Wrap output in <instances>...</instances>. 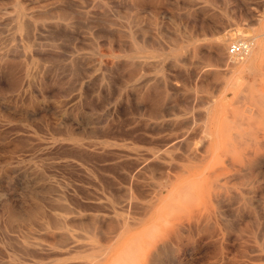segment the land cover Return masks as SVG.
<instances>
[{
  "label": "rangeland",
  "instance_id": "obj_1",
  "mask_svg": "<svg viewBox=\"0 0 264 264\" xmlns=\"http://www.w3.org/2000/svg\"><path fill=\"white\" fill-rule=\"evenodd\" d=\"M263 9L0 0V264H88L102 248L108 264H148L152 243L174 254L167 264H264ZM241 39L254 56L235 64Z\"/></svg>",
  "mask_w": 264,
  "mask_h": 264
},
{
  "label": "bare ground",
  "instance_id": "obj_2",
  "mask_svg": "<svg viewBox=\"0 0 264 264\" xmlns=\"http://www.w3.org/2000/svg\"><path fill=\"white\" fill-rule=\"evenodd\" d=\"M220 3V2H219ZM72 4H70V6H71ZM102 5V4H101ZM55 9V8H54ZM59 9V8H58ZM61 10H62V7H61ZM64 10V9H63ZM264 10V9H263ZM65 11H67L68 12V10L66 9ZM96 12V11H95ZM71 13V12H70ZM76 14V13H75ZM69 15V14H68ZM104 15V14H103ZM109 15V14H108ZM79 16V15H78ZM110 16V15H109ZM123 16V15H122ZM60 17H61V20H65L66 18H65V16H62V15H60ZM135 17V16H134ZM123 18V17H122ZM137 18V17H136ZM210 22V21H209ZM28 23H29V20H28ZM28 23H27V20H26V24L28 25ZM58 23H61V22H58ZM63 23H65V22H63ZM30 24V23H29ZM82 24V23H81ZM32 25V24H31ZM64 25V24H63ZM106 25H108V24H106ZM29 26V25H28ZM33 26V25H32ZM30 27V26H29ZM61 27H62V25H61ZM75 27V26H74ZM63 28V27H62ZM61 28V29H62ZM144 28V27H143ZM29 29H31L32 30V27H30ZM64 29V28H63ZM105 29V28H104ZM41 30V29H40ZM25 31V30H24ZM43 31H45V30H43ZM102 32V31H101ZM121 32V31H120ZM124 32V31H123ZM63 33V32H62ZM64 33H65V31H64ZM105 33V32H104ZM28 34V33H27ZM96 34V33H95ZM29 35V34H28ZM27 36V35H26ZM123 36V35H122ZM125 36V35H124ZM189 36V35H188ZM120 37V36H119ZM29 38V37H28ZM31 39V38H30ZM52 39V38H51ZM66 40V39H65ZM71 40V39H70ZM17 41V40H16ZM256 41V40H255ZM66 42V41H65ZM125 43H127V42H125ZM250 44L252 45V43L250 42ZM90 46V45H89ZM174 46V45H173ZM173 46H172V48H173ZM220 46H221V44H220ZM257 46H258V44H257ZM165 49V48H164ZM250 49H251V47H250ZM250 49H249V51H248V53L245 55V56H243L242 58H238V57H231L229 54H228V56L230 57V59L232 60V61H234V63L235 64H237V63H239V62H248V61H250L251 59H252V57L254 56V51L250 54ZM72 51H74V50H72ZM223 54H221L220 55V57L222 56ZM56 56V55H55ZM4 57V56H3ZM68 57V56H67ZM80 57V56H79ZM78 58V57H77ZM218 58V57H217ZM17 59V58H16ZM75 59V58H74ZM80 59V58H79ZM79 59H77L78 61H79ZM97 59H98V56H97ZM227 59V57L225 58V60ZM49 60V59H48ZM66 60V59H65ZM218 60H219V58H218ZM228 60V59H227ZM73 61V60H72ZM80 61H82V60H80ZM79 61V62H80ZM139 62V61H138ZM219 62H220V60H219ZM218 62V63H219ZM226 62V61H225ZM230 63H231V61H230ZM14 64V63H13ZM77 64V63H76ZM95 64H97V63H95ZM117 64V63H116ZM138 64V63H137ZM222 64V63H221ZM220 64V65H221ZM226 64V63H225ZM56 65V64H55ZM81 65V64H80ZM115 65V64H114ZM16 66V65H15ZM52 66V65H51ZM74 66V65H73ZM98 66V65H97ZM96 66V67H97ZM119 66V65H118ZM135 66V65H134ZM139 66V65H138ZM66 67V66H65ZM78 68V67H77ZM77 68H75V69H77ZM85 68V67H84ZM106 68V67H105ZM104 68V69H105ZM140 68V67H139ZM119 69H121V68H119ZM134 69H136L135 67L134 68H132L131 70H134ZM86 70V69H85ZM106 70V69H105ZM140 70V69H139ZM138 70V71H139ZM145 70V69H144ZM147 70V69H146ZM221 70H222V68H221ZM107 71V70H106ZM135 71V70H134ZM134 71H132L133 73H134ZM67 72V71H66ZM115 72V71H114ZM137 71H135V73H136ZM177 72V71H176ZM233 72H234V70H233ZM85 73V72H84ZM222 73H223V70H222ZM85 77V76H84ZM134 77V76H133ZM125 78H126V76H125ZM175 78V77H174ZM225 79V78H224ZM201 81V80H200ZM227 81V80H226ZM145 82V81H144ZM140 84H142V83H140ZM113 87V86H112ZM172 87V86H171ZM160 88V87H159ZM228 89H230V87L228 88ZM114 90V89H113ZM175 91H176V88H175ZM228 91V90H227ZM231 91H232V89H231ZM162 92V91H161ZM236 93H237V91H236ZM235 93V94H236ZM74 96V95H73ZM76 98V96L74 97V99ZM74 99H72V100H74ZM195 99V98H194ZM71 100V101H72ZM69 102V101H68ZM177 104V103H176ZM143 107V106H142ZM140 108V107H139ZM161 109V108H160ZM166 110V109H165ZM20 115V114H19ZM52 128V127H51ZM111 130V129H110ZM103 132V131H102ZM99 133V132H98ZM130 133H131V131H130ZM102 134V133H101ZM183 134V133H182ZM107 135V134H106ZM185 135V134H184ZM183 135V136H184ZM183 136H182V140L184 139L183 138ZM24 137V136H23ZM134 137V136H133ZM181 136L179 135L178 137H175V138H172V139H170V141H173L174 139H179ZM34 138V137H33ZM112 138V137H111ZM135 138H136V136H135ZM138 138V137H137ZM35 139V138H34ZM180 140V139H179ZM178 140V141H179ZM81 141H82V139H81ZM74 142V141H73ZM111 142V141H110ZM175 142H177V140H175V141H173V142H170V146L171 145H173ZM90 146V145H89ZM168 146V145H167ZM166 146V147H167ZM170 146H168V147H170ZM175 146V145H174ZM180 146V145H179ZM164 147V146H163ZM259 147H260V145H259ZM96 148H99V147H96ZM171 148V147H170ZM260 148H263V147H260ZM100 149V148H99ZM169 149V148H168ZM167 150V149H166ZM58 151V150H57ZM62 151V150H61ZM169 151V150H168ZM107 152V151H106ZM70 153V152H69ZM129 153V152H128ZM159 153V152H158ZM50 154V153H49ZM131 154V153H130ZM63 155V154H62ZM66 155V154H65ZM41 156V155H40ZM71 156V155H70ZM261 156V155H260ZM76 157V156H75ZM85 157V156H84ZM97 157V156H96ZM95 157V158H96ZM104 157V156H103ZM112 157V156H111ZM115 157V156H114ZM45 158V157H44ZM87 158V157H86ZM131 159V158H130ZM87 160V159H86ZM96 160H98V159H96ZM101 160V159H100ZM83 162V161H82ZM122 163H124V162H122ZM133 164H136V163H133ZM152 164V163H151ZM98 165V164H97ZM126 165H127V163H126ZM125 165V166H126ZM49 166V165H48ZM96 166V165H95ZM124 166V167H125ZM148 166V165H147ZM150 166V165H149ZM93 167V166H92ZM106 167V166H105ZM104 167V168H105ZM117 167V166H116ZM137 167H140V166H137ZM164 167V166H163ZM126 168V170H128V168L127 167H125ZM132 168H133V166H132ZM134 168H135V165H134ZM106 169V168H105ZM121 169V168H120ZM131 169V168H130ZM171 169V168H170ZM98 169L96 168L95 169V171H97ZM107 170V169H106ZM111 170V169H110ZM135 171L134 169H131V171ZM206 170V169H205ZM244 170V169H243ZM136 171H138L137 169H136ZM129 172H130V170H129ZM138 172H140V171H138ZM138 172H135V174L136 173H138ZM209 172V171H208ZM225 172V171H224ZM243 172H247V171H243ZM102 173V172H101ZM100 173V174H101ZM132 173H134V172H132ZM141 173V172H140ZM201 173H204V172H201ZM200 173V174H201ZM50 174V173H49ZM99 173H98V171H97V175H98ZM131 174V173H130ZM199 174V175H200ZM199 175H196L197 177L199 176ZM125 176V175H124ZM163 176V175H162ZM243 176H244V174H243ZM44 177V176H43ZM99 177V176H98ZM135 177V176H134ZM165 177H166V174H165ZM100 178V180L102 181V178L101 177H99ZM124 178V177H123ZM126 179H127V177H125ZM131 178H132V176H131ZM193 178H195L194 176L191 178V179H193ZM44 179V178H43ZM200 179V178H199ZM245 179V178H244ZM244 179H242V180H244ZM136 180V179H135ZM168 180V179H167ZM240 180V179H239ZM249 180H251V179H249ZM132 181H133V179H132ZM132 181L129 183L130 185H134L133 183H132ZM257 181V180H256ZM49 182V181H48ZM54 182V181H53ZM91 182H93V181H91ZM128 182H129V180H128ZM135 182V181H134ZM233 182V180H231V182L230 183H232ZM242 182V181H241ZM50 183V182H49ZM55 183V182H54ZM94 183V182H93ZM96 183V182H95ZM132 183V184H131ZM238 184H241L240 182H237ZM51 184V183H50ZM108 184H110V183H108ZM107 184V185H108ZM103 185H104V183H103ZM106 185V186H107ZM137 185V184H136ZM180 185V184H179ZM178 185V186H179ZM196 185V184H195ZM45 186V185H44ZM109 187V186H108ZM110 187H111V185H110ZM135 187V186H134ZM137 187H138V185H137ZM136 187V188H137ZM197 187V186H196ZM66 188H68V187H66ZM113 188V187H112ZM132 188V187H131ZM57 189V188H56ZM92 189V188H91ZM135 189V188H134ZM138 189V188H137ZM215 189V188H214ZM136 190V189H135ZM142 190V189H141ZM192 190H194V188L192 187ZM233 190H235V189H233ZM249 190V189H248ZM248 190H246L245 189V191H247V192H249ZM52 191V190H51ZM51 191H49L48 190V192L50 193ZM54 191V190H53ZM65 191V190H64ZM111 191H114L115 192V190H111ZM139 191V190H138ZM175 191V190H174ZM197 191V190H196ZM55 192V191H54ZM66 192V191H65ZM135 192V191H134ZM137 192V191H136ZM173 192V191H172ZM84 193H86V192H84ZM250 193V192H249ZM51 194V193H50ZM56 194H58L57 192H56ZM66 194H68V193H65V195ZM83 194V193H82ZM172 194V193H171ZM197 194V193H196ZM85 195H87V194H85ZM116 195V194H115ZM50 196V195H49ZM52 196H56V195H53L52 194ZM61 196V195H60ZM60 196H58V197H60ZM67 196V195H66ZM91 196V195H90ZM63 197V196H62ZM235 197H237V196H235ZM234 197V198H235ZM93 198V197H92ZM95 198V197H94ZM112 198V197H111ZM177 198V197H176ZM241 198V197H240ZM53 199V198H52ZM51 199V200H52ZM98 199H99V197H98ZM215 199V198H214ZM213 199V200H214ZM239 199V198H238ZM62 200V199H61ZM114 200V199H113ZM53 201V200H52ZM63 201H65V200H63ZM69 201V200H68ZM217 201H218V198H217ZM222 201V200H221ZM248 201V200H247ZM57 202V201H56ZM71 202V201H70ZM101 202V201H100ZM113 202V201H112ZM218 202H220V201H218ZM53 203V202H52ZM55 203V202H54ZM73 203V202H72ZM92 203V202H91ZM105 203V202H104ZM103 203V204H104ZM249 203V202H248ZM251 203V202H250ZM249 203V204H250ZM31 204V203H30ZM50 204V203H49ZM49 204H47V205H49ZM86 204V203H85ZM93 204V203H92ZM95 204V206L97 205V207H98V203H94ZM94 204H93V206H94ZM100 204V203H99ZM122 204V203H121ZM129 204H131V203H128V205ZM134 204V203H133ZM257 204V203H256ZM40 205V204H39ZM45 205V204H44ZM62 205H64L65 206V204H62L61 203V209H62ZM102 205V204H101ZM135 205V204H134ZM52 206H53V204H52ZM58 207L60 206V205H57ZM64 206H63V208H64ZM124 206H126V205H124ZM123 206V207H124ZM137 206V205H136ZM45 207V206H44ZM49 207H50V205H49ZM48 207V208H49ZM67 207V206H66ZM65 207V209H62V211L63 210H65L66 212H68L67 211V208ZM96 207V208H97ZM131 207V206H130ZM129 207V208H130ZM138 207V206H137ZM136 207V208H137ZM34 208V207H33ZM51 208V207H50ZM60 208V207H59ZM92 208H94V207H92ZM128 208V207H127ZM52 209V211H53V208H51ZM87 209V208H86ZM103 209V208H102ZM101 209V210H102ZM38 210V209H37ZM36 210V211H37ZM68 210H70L69 208H68ZM92 210V209H91ZM94 210V209H93ZM104 210V209H103ZM134 210V209H133ZM195 210V209H194ZM7 211V210H6ZM39 211H41V210H39ZM48 211V210H47ZM58 211V210H57ZM197 211V210H196ZM14 212H16V211H14ZM20 212V211H19ZM30 212V211H29ZM28 212V213H29ZM38 212V211H37ZM78 212V211H77ZM93 212V211H92ZM98 212V211H97ZM111 212V211H110ZM131 212V211H130ZM134 212V211H133ZM222 212V211H221ZM55 213V212H54ZM65 213V212H64ZM75 213V212H74ZM136 213H138V212H136ZM145 213H146V211H145ZM194 213L196 214V212L194 211ZM203 213V212H202ZM12 214V213H11ZM10 213L8 214V215H11ZM31 214V216H32V213H30ZM42 214H44L43 212H42ZM48 214H50V212H48ZM69 214V213H68ZM88 214V213H87ZM99 214V213H98ZM138 214H140V212L138 213ZM194 214V215H195ZM205 214V213H204ZM38 215V214H37ZM70 215V214H69ZM93 215V214H92ZM142 215V214H141ZM190 215V214H189ZM193 215V214H192ZM194 215H193V217H194ZM203 215V214H202ZM30 216V215H29ZM40 216H41V214H40ZM62 216V215H61ZM205 216V215H204ZM9 217V216H8ZM25 217V216H24ZM34 217H35V215H34ZM44 217V216H43ZM48 217V216H47ZM74 217H76V216H74ZM80 217H84V216H80ZM97 217H99V216H97ZM113 217V219H114V216H112ZM125 217H127V216H125ZM192 216H190V218H191ZM198 217V216H197ZM200 217H202V216H200ZM7 218V217H6ZM10 218V217H9ZM36 218H40V217H36ZM52 218V217H51ZM60 218V217H59ZM66 218H68V217H66ZM70 218V217H69ZM68 218V219H69ZM73 217H71L70 219H72ZM100 218V217H99ZM129 218V217H128ZM183 218V217H182ZM181 218V219H182ZM204 218V217H203ZM46 219H48V218H46ZM77 219V218H76ZM90 219H91V217H90ZM96 219V218H95ZM94 219V220H95ZM185 218H183V220H184ZM205 219V218H204ZM6 220V219H5ZM29 220V219H28ZM52 220L54 221L55 219H53L52 218ZM52 220H51V224H52ZM73 220V219H72ZM71 220V222L73 223V221ZM74 220H75V218H74ZM84 220H86V219H84ZM108 220V219H107ZM120 220V219H119ZM165 220V219H164ZM163 220V221H164ZM167 220V219H166ZM176 220H179L178 218L176 219ZM182 220V221H183ZM194 220V219H193ZM206 220V219H205ZM38 221H39V219H38ZM38 221H37V223H38ZM44 221V220H43ZM49 221V220H48ZM70 221V220H69ZM77 221V220H76ZM87 221V220H86ZM96 221H99L98 219H96ZM105 221V220H104ZM117 221V220H116ZM168 221V220H167ZM175 221V220H174ZM173 221V222H174ZM184 221H186V220H184ZM204 221V220H203ZM26 222H28V221H26ZM40 222V221H39ZM42 222V221H41ZM41 222H40V224H41ZM50 222V221H49ZM55 222V221H54ZM70 222V223H71ZM83 222V221H82ZM88 222L89 221H87V224H88ZM103 222V221H102ZM106 222V221H105ZM130 222V221H129ZM176 222V221H175ZM189 222V221H188ZM193 223H192V225L194 224V221H192ZM199 222V221H198ZM197 222V223H198ZM205 222V221H204ZM31 223V222H30ZM33 223V222H32ZM45 223H47V222H45ZM81 223V222H80ZM85 223V222H84ZM90 223V222H89ZM95 223V222H94ZM100 223H101V221H100ZM108 223H110V222H108ZM115 223H117V222H115ZM132 223V222H131ZM137 223V222H136ZM135 223V224H136ZM182 223V222H181ZM34 224V223H33ZM67 224H69L68 223V220H67ZM76 224V223H75ZM104 224V223H103ZM114 224V223H113ZM113 224H111V225H113ZM119 224V223H118ZM117 224V225H118ZM200 224V223H199ZM14 225V224H13ZM62 225H64L63 223H62ZM70 225V224H69ZM83 225V224H82ZM120 225V224H119ZM125 225H126V223L124 222V223H122L121 224V226H119V227H117L118 228V230L116 231V233L117 234H114L113 236H111L112 238L113 237H115V236H117L121 231H122V229L125 227ZM185 225V224H184ZM209 225V224H208ZM15 226V225H14ZM20 226V225H19ZM18 226V227H19ZM36 226V225H35ZM41 226V225H40ZM43 226H44V224H43ZM60 226V225H59ZM70 226H72V225H70ZM84 226V225H83ZM114 226V225H113ZM181 226V225H180ZM195 226V225H194ZM194 226H192V227H194ZM201 226H202V224H201ZM207 226V225H206ZM21 227H22V225H21ZM20 227V228H21ZM24 227V226H23ZM31 227V226H30ZM45 227H47V226H45ZM73 228L75 227L74 226V224H73V226H72ZM105 227V226H104ZM115 227V226H114ZM113 227V228H114ZM198 227V226H197ZM203 227V226H202ZM32 228V227H31ZM36 228H37V226H36ZM51 228H53V227H51ZM56 228H57V226H56ZM59 228V227H58ZM76 228H77V226H76ZM181 228H183V227H181ZM9 229V228H8ZM26 229V228H25ZM24 229V230H25ZM46 229V228H45ZM84 229H85V227H84ZM180 229V228H179ZM209 229V228H208ZM215 229V228H214ZM13 230V229H12ZM20 230V229H19ZM47 230V229H46ZM87 230H88V228H87ZM90 230V229H89ZM105 230V229H104ZM194 230V229H193ZM217 230V229H216ZM14 231V230H13ZM12 231V232H13ZM17 231V230H16ZM20 231H22V230H20ZM32 231V230H31ZM34 231V230H33ZM36 231V230H35ZM41 231V230H40ZM170 231V230H169ZM197 231V230H196ZM212 230L210 229V232H211ZM219 231H221L220 229H219ZM219 231L217 232V234L219 233ZM5 232H6V230H5ZM27 232V231H26ZM37 232V231H36ZM66 232V231H65ZM64 232V233H65ZM91 232V231H90ZM100 232V234H102V231L100 230L99 231ZM108 232V231H107ZM114 232V231H113ZM215 232V231H214ZM30 233V232H29ZM45 233V232H44ZM43 233V234H44ZM58 233H62V232H58ZM68 233V232H67ZM92 233V232H91ZM224 233V232H223ZM5 234V233H4ZM18 234V233H17ZM24 235H26L25 233H23ZM42 234V235H43ZM50 234V233H49ZM52 234H53V232H52ZM51 234V235H52ZM215 234V233H214ZM16 235V234H15ZM30 235H31V233H30ZM218 235H221L220 233L218 234ZM222 235H224L225 236V234H222ZM33 236H34V234H33ZM36 236V235H35ZM38 236H39V234H38ZM48 236V235H47ZM47 236H45V237H47ZM75 236H76V234H75ZM99 237H100V235H98ZM97 236V238H99ZM101 236H104V235H101ZM157 236V235H156ZM167 236V235H166ZM224 236H222V237H224ZM27 237V236H26ZM49 237H51V236H49ZM78 237V236H77ZM76 237V238H77ZM79 237H81V236H79ZM19 238H20V235H19ZM22 238H23V235H22ZM21 238V239H22ZM28 238V237H27ZM39 238V237H38ZM52 238V237H51ZM50 238V239H51ZM108 238V237H107ZM11 239V238H10ZM24 239V238H23ZM35 239V238H34ZM36 239H37V237H36ZM47 239H48V237H47ZM49 239V240H50ZM53 239V238H52ZM174 239V238H173ZM181 239V238H180ZM15 240H16V238H15ZM44 240V239H43ZM108 240H110V239H108ZM3 241V240H2ZM25 241V240H24ZM27 241V240H26ZM25 241V242H26ZM30 241V240H29ZM51 241V240H50ZM49 241V242H50ZM98 241H99V239H98ZM111 241V240H110ZM10 242H12V240H10ZM14 242V241H13ZM19 242V241H18ZM17 242V243H18ZM31 242V241H30ZM29 242V243H30ZM45 242H46V240H45ZM62 242V241H61ZM65 242V241H64ZM100 243H101V241H99ZM105 242H107V241H105ZM116 242V241H115ZM4 243V242H3ZM16 243V242H15ZM16 243V244H17ZM36 243V242H35ZM7 244V243H6ZM32 244H34V243H32ZM31 244V245H32ZM39 243H37V245H38ZM53 244V243H52ZM101 244H103V243H101ZM15 245V244H14ZM26 245V244H25ZM30 245V244H29ZM36 245V244H35ZM44 245V244H43ZM55 245V244H54ZM60 245V244H59ZM83 245H85V244H83ZM172 245V244H171ZM13 246V245H12ZM56 246V245H55ZM58 246V245H57ZM56 246V247H57ZM144 246H145V244H144ZM5 247H6V245H5ZM22 247V246H21ZM19 248V247H17V248H19V251L20 250H22V248ZM75 247V244H74V241H73V239H71V237H67L66 238V242L64 243V244H62V248L64 249V251H65V253L66 252H69L70 250H72L71 248H74ZM79 246L77 245V248H78ZM81 247V246H80ZM122 247H123V245H122ZM7 248V247H6ZM26 248V247H25ZM34 248V247H33ZM37 248V247H36ZM115 248V247H114ZM144 248H146V246L144 247ZM27 250L28 249H30V248H26ZM25 249V250H26ZM104 249L105 248H102V249H100L101 250V252L99 253V254H95V255H93L92 257H91V259L89 260V262H88V264H108L107 263V261H105L106 260V258L104 257V256H106V251H104ZM168 249V248H167ZM18 250V249H17ZM24 250V251H25ZM45 250H47V249H45ZM78 250H80V249H78ZM145 250V249H144ZM11 251V250H10ZM13 251V250H12ZM114 251V250H113ZM167 251V250H166ZM9 252V251H8ZM15 252V251H14ZM32 252V251H31ZM41 252V251H40ZM79 252V251H78ZM115 252V251H114ZM145 252L148 254V256L150 257L149 258V261H148V264H167V262H170V261H172L173 259H174V254H172V253H165V250L163 249V247L162 246H160V245H157L156 243H152V244H148V247L146 248V250H145ZM7 253V252H6ZM11 253V252H10ZM9 253V254H10ZM16 253V252H15ZM23 253V252H22ZM26 253V252H25ZM24 253V254H25ZM30 253V252H29ZM37 253V251L36 252H33L32 254L34 255L35 254V256L37 255L36 254ZM55 254H57L56 252H54ZM62 253V252H61ZM17 254V253H16ZM41 254L42 253H38V255H40L41 256ZM48 254V253H47ZM51 254V253H50ZM45 255V254H44ZM58 255V254H57ZM57 255L55 256L56 258H57ZM16 256V255H15ZM30 256V255H29ZM51 256H53V255H51ZM39 257V256H38ZM43 257V256H42ZM49 257V256H48ZM22 258V257H21ZM36 258V257H35ZM41 258V257H40ZM46 258V257H45ZM10 259H12L11 257H10ZM13 259H15V258H13ZM4 260V259H3ZM23 260H25L24 258H23ZM61 260H62V258H61ZM7 261V260H6ZM5 261V262H6ZM31 261V260H30ZM57 261H59L58 259L56 260V262ZM26 262H27V260H26ZM75 262V261H74ZM24 263V262H23ZM29 263V262H28ZM35 263V262H34ZM42 264H43V262H41ZM40 263V264H41ZM46 263V262H45ZM85 263L87 264V262L85 261ZM10 264V263H9ZM32 264V263H31ZM70 264V263H69ZM71 264H72V262H71ZM141 264H143V263H141Z\"/></svg>",
  "mask_w": 264,
  "mask_h": 264
},
{
  "label": "built area",
  "instance_id": "obj_3",
  "mask_svg": "<svg viewBox=\"0 0 264 264\" xmlns=\"http://www.w3.org/2000/svg\"><path fill=\"white\" fill-rule=\"evenodd\" d=\"M250 45V42H248L246 39L236 40L230 43L227 51L231 57L242 58L248 53Z\"/></svg>",
  "mask_w": 264,
  "mask_h": 264
}]
</instances>
